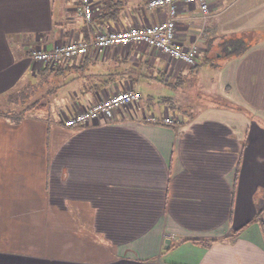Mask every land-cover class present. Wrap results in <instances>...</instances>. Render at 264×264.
<instances>
[{"label": "crops", "instance_id": "1", "mask_svg": "<svg viewBox=\"0 0 264 264\" xmlns=\"http://www.w3.org/2000/svg\"><path fill=\"white\" fill-rule=\"evenodd\" d=\"M92 2L87 22L75 0H0V97L24 84L46 103L0 114V264H264V36L212 65L221 100L166 124L155 103L175 101L190 70L157 49L33 60V48L166 16L147 0ZM208 3L206 19L177 8V39L198 44V64L222 37L264 32V0ZM125 86L142 99L112 120L62 124Z\"/></svg>", "mask_w": 264, "mask_h": 264}, {"label": "built area", "instance_id": "2", "mask_svg": "<svg viewBox=\"0 0 264 264\" xmlns=\"http://www.w3.org/2000/svg\"><path fill=\"white\" fill-rule=\"evenodd\" d=\"M76 11L87 22L94 17L92 0H75ZM180 3L196 4L203 19L210 14L208 0H147L149 9L166 8V16L155 22L132 25L123 28L109 27L98 30L93 37L86 40L71 39L58 43L47 49L37 47L31 50L34 61L54 65L58 62H68L72 58L85 55L91 49L103 50L110 47L126 46L132 43H141L148 48L157 49L168 55L172 60L186 65H195L199 46L196 42L188 46L182 45L176 35L177 8ZM200 36H204L202 31ZM142 99V94L133 86H129L109 96L101 98L79 111H71L62 115V124L65 127L86 126L91 122L104 118L112 120L117 111L129 105H136ZM151 122H156L154 114L147 116ZM178 121L171 115H165L163 122L171 124Z\"/></svg>", "mask_w": 264, "mask_h": 264}, {"label": "rangeland", "instance_id": "3", "mask_svg": "<svg viewBox=\"0 0 264 264\" xmlns=\"http://www.w3.org/2000/svg\"><path fill=\"white\" fill-rule=\"evenodd\" d=\"M132 25H141V24H147V23H131ZM199 55V54H198ZM197 59L198 60V56ZM171 59V58H170ZM172 60V59H171ZM204 59L201 62V65L194 67V65H186L183 63H177L175 64V69H181L184 68H193L190 69V77L187 81H185V86H183V90L177 92L175 95L177 99L171 103H174L176 107V112L183 113V110L193 111L196 108H200L202 106L215 103L216 101H219V97L215 94V91L212 87L211 81L214 78V69L209 62H203ZM197 63V62H196ZM187 83H190L187 85ZM125 88H127L125 86ZM123 88V89H125ZM113 94V93H112ZM111 95V94H110ZM169 95V94H164ZM109 96V95H108ZM36 92L32 90L29 86L28 88L25 87L24 84L18 86L14 90H11L10 92L5 93L0 97V108L3 110H19L25 107L26 105L34 102L36 98ZM43 102V101H41ZM157 104L160 108L163 107V102L160 101ZM231 106V104L227 103ZM173 105V104H171ZM171 109V108H170Z\"/></svg>", "mask_w": 264, "mask_h": 264}, {"label": "trees", "instance_id": "4", "mask_svg": "<svg viewBox=\"0 0 264 264\" xmlns=\"http://www.w3.org/2000/svg\"><path fill=\"white\" fill-rule=\"evenodd\" d=\"M111 12H113V10H111ZM104 16L105 14L101 15V17L99 18L98 20L99 24L104 22L102 19ZM263 36H264V32L258 31L254 33L246 32L240 35H228V36L222 37L217 41L216 47H218L219 50L216 53H211V54H209V52L205 53L202 56L200 62H202V60L204 59L206 63L209 62V64L214 65V64H219L220 62H223L231 57L241 55L252 45L253 42H255L256 40L260 39V37H263ZM199 65L200 63L198 64V60H197V63L193 66V68ZM193 68H190V69H193ZM162 102L167 105V108L169 109L167 110L168 112H170L169 115L173 116V118L175 119H178V115L174 112L175 109H173L175 105L174 103H171L173 102L172 99L168 97L162 100ZM45 105H46L45 102H41L38 100L34 101L28 104L27 106H25L24 108H22L19 112L16 113L15 116L21 117L25 115V113L28 111H32V110L38 111L39 109L43 108ZM9 111L10 110H3L0 108V114H6ZM176 122L178 123L179 121H176Z\"/></svg>", "mask_w": 264, "mask_h": 264}, {"label": "water", "instance_id": "5", "mask_svg": "<svg viewBox=\"0 0 264 264\" xmlns=\"http://www.w3.org/2000/svg\"><path fill=\"white\" fill-rule=\"evenodd\" d=\"M169 242H170V240L167 238V239L165 240V244H164V246L167 247V246L169 245Z\"/></svg>", "mask_w": 264, "mask_h": 264}]
</instances>
